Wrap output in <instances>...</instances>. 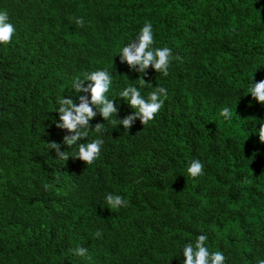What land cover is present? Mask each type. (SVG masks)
<instances>
[{
  "label": "trees",
  "instance_id": "1",
  "mask_svg": "<svg viewBox=\"0 0 264 264\" xmlns=\"http://www.w3.org/2000/svg\"><path fill=\"white\" fill-rule=\"evenodd\" d=\"M0 11L15 28L0 44V264H183L200 234L224 264L264 258V105L249 92L264 80V0H0ZM146 22L152 47L173 59L167 77L149 67L141 86L118 55ZM97 70L112 77L105 96L117 111L89 120L78 143L104 142L88 165L56 124L61 98L90 100L75 78ZM128 86L145 98L167 89L147 125L115 122L133 114L119 96ZM193 159L203 164L195 178ZM107 194L128 206L109 208Z\"/></svg>",
  "mask_w": 264,
  "mask_h": 264
},
{
  "label": "clouds",
  "instance_id": "2",
  "mask_svg": "<svg viewBox=\"0 0 264 264\" xmlns=\"http://www.w3.org/2000/svg\"><path fill=\"white\" fill-rule=\"evenodd\" d=\"M75 23L80 27L84 26L82 17L73 18ZM15 33L14 26L9 22L7 11H0V44L9 43ZM154 43L153 31L151 22H146L140 29L138 35L134 40L127 43L126 46L120 49V62L126 63L129 68L136 69L137 73L142 74L138 76L141 86L147 84L143 76L146 70L151 67L155 72L161 73L164 77L168 76L169 64L172 57V49L169 47L153 48ZM180 59V57H175ZM86 81H90L87 87H84ZM112 83V77L107 70H97L90 73H85L83 79L77 77L73 81V88L76 93H88L90 100L85 96H79L80 103L77 106L71 99L59 100V123L56 127L64 129L72 135L63 137V144L71 148L77 145L76 159H79L84 164H92L98 157L103 144L102 139H95L86 144H79L78 141L84 139L88 135L89 120L98 112L103 120H108L113 117L117 109L114 107L113 100L106 98L105 94L109 91ZM150 85V84H148ZM250 96L258 104L264 105V80L258 83L251 84L249 88ZM120 98L127 100L128 106L133 110V114L125 117L123 120H116L124 129H129L132 122L139 119L142 125H147L152 121L155 115L159 112L167 99V89L163 86L154 87L147 97L141 95L140 90L134 86H128L119 93ZM95 110L93 111L94 107ZM220 116L225 120H229L232 112L228 107H224L220 111ZM258 122V137L259 142L264 144V121L256 120ZM104 127L103 123H98L92 130L101 132ZM49 149H54L59 159L66 161L69 156L64 151H60V145L55 142L47 144ZM187 173L195 178L203 173V164L193 159L187 168ZM246 182V181H245ZM50 187V185L45 186ZM105 200L109 208L118 209L120 207H127L128 201L119 195L107 194ZM95 237L101 236V231L95 232ZM207 235L200 234L195 238L194 242L187 243L183 248V264H224L225 256L221 251L210 252L206 246ZM74 255L80 257L87 256V249L77 247L73 250ZM256 264H264V258H257Z\"/></svg>",
  "mask_w": 264,
  "mask_h": 264
}]
</instances>
